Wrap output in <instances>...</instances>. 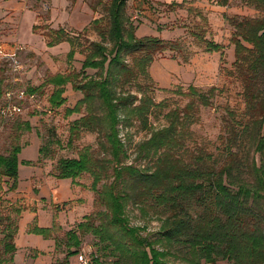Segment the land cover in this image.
<instances>
[{"label": "trees", "instance_id": "1", "mask_svg": "<svg viewBox=\"0 0 264 264\" xmlns=\"http://www.w3.org/2000/svg\"><path fill=\"white\" fill-rule=\"evenodd\" d=\"M141 1L144 8L158 2ZM128 2L101 0L104 12L91 22L97 39L79 40L82 34L61 27L45 33L48 46L70 43L69 58L79 46L85 54L80 70L48 78L54 85L49 102L53 108L63 105L71 82L83 97L67 113L85 110L73 121L72 137L82 130L95 133L100 147L61 156L52 174L77 184L87 174L97 204L105 208L69 229L65 243L57 239L56 246L65 244L68 253L55 264L68 263L86 232L99 237L98 253L88 264H264V0L242 1L259 16L230 17L235 57L230 73L242 86L241 100L225 104L215 138L199 135L196 125L202 109L214 105L216 86L178 88V99L154 96L153 63L169 53L187 63L194 50L181 39L139 36ZM184 2L161 3L174 8ZM195 10L206 22L201 9ZM203 24L191 30L193 43L208 52L221 50ZM14 126L20 132L32 129L20 118ZM53 142L40 146V159L54 156ZM22 147L16 136L8 152L0 153V176L12 181L10 191L18 184ZM17 207V221L9 215L0 221V264L14 262L22 211ZM135 209L158 221L157 231L144 235L146 225H132L129 212ZM53 229L35 224L28 231L50 238Z\"/></svg>", "mask_w": 264, "mask_h": 264}, {"label": "rangeland", "instance_id": "2", "mask_svg": "<svg viewBox=\"0 0 264 264\" xmlns=\"http://www.w3.org/2000/svg\"><path fill=\"white\" fill-rule=\"evenodd\" d=\"M155 1L158 2L146 4L147 7L144 8L141 0H129L128 12L138 26V35L181 39L190 50H194L187 63L173 58L172 53L153 63L150 71L156 81L155 99H178L180 95L175 90H186L189 85L203 88L216 86L214 105L202 109L201 123L196 125L199 135L215 138L219 133V117L225 104H235L241 100L242 86L230 73L235 59L234 44L231 43L234 26L230 17L237 13L249 16H259L261 13L250 7L245 11L243 0H228L226 5L220 0H185L181 6L174 8L162 4L163 1ZM100 2L101 0H0V44L7 48L18 46L17 58L22 66L13 71L11 60L0 61V153L8 152L16 136L20 137L23 144L19 153V180L16 188L10 191L12 181L0 176V221L7 215L17 221V206L22 210L15 236V264L63 262L68 248L63 243L56 246L57 239L65 243L69 229H77V225L87 215L105 209L97 204L96 193L90 187L91 177L87 174L77 178L81 185L73 183L69 178H57L52 174L56 161L61 156H77L78 151L87 146H92L95 151L100 150V147L95 133L82 130L78 137H72L73 121L85 110L67 113V108L74 107L83 97L81 91L73 89L71 82L65 86L63 95L66 102L63 105L53 108L49 102L54 85L48 82V78L57 73L70 74L80 70L85 54L80 52L79 46L74 57L69 58V42L48 46L45 36L50 28L61 27L71 35L82 34L79 40H83L84 36L97 39L91 22L104 12L103 3ZM196 8L201 9L206 22L197 15ZM203 21L207 38L222 44L224 47L221 50L208 52L193 43L191 30L197 22ZM87 72L92 74L94 71ZM31 88L37 89L30 92ZM21 90L35 93L36 98L20 100L17 96ZM8 93L13 94V101L23 106V114L3 116L1 110L7 102ZM17 117L28 120L32 129L20 132L14 126ZM47 140L55 141L50 147L54 156L40 159V146L47 144ZM255 159L259 164L258 154H255ZM19 190L22 192L19 193ZM18 194L22 196H17ZM129 215L132 225H146L147 229L142 234L157 231L159 222L143 217L138 209L131 210ZM100 222L98 217L96 223ZM35 224L53 227L52 236L45 238L29 232V226ZM80 237L82 243L78 251L69 257L67 264H81L78 260L80 254L91 262L92 256L98 253V236L86 232L81 233ZM219 264L226 262L221 261Z\"/></svg>", "mask_w": 264, "mask_h": 264}, {"label": "built area", "instance_id": "3", "mask_svg": "<svg viewBox=\"0 0 264 264\" xmlns=\"http://www.w3.org/2000/svg\"><path fill=\"white\" fill-rule=\"evenodd\" d=\"M19 47L14 46L11 48H7L0 44V61L1 60H11L12 61V68L14 67L13 71H17L21 69V64L19 62V58H17ZM29 93V94H28ZM7 102L4 104L1 113L5 117L20 115L23 114V106L15 101H13L14 97L13 94L8 93L7 95ZM20 100L28 98V100H34L36 98L35 93L27 92L26 90H21L19 95L17 96ZM78 260L81 264H88V259L83 255L80 254L78 256Z\"/></svg>", "mask_w": 264, "mask_h": 264}, {"label": "crops", "instance_id": "4", "mask_svg": "<svg viewBox=\"0 0 264 264\" xmlns=\"http://www.w3.org/2000/svg\"><path fill=\"white\" fill-rule=\"evenodd\" d=\"M159 1H163V2H173V1H175V2H182L183 0H159ZM248 8L247 7H245V11L247 10ZM22 191H20L19 190V193H21ZM17 196H22L21 194H18ZM40 226H42V225H40ZM42 227H44V226H42ZM46 227V226H45ZM17 242V241H16ZM16 255H17V253L15 254V256H14V262H13V264H15V258H16ZM17 264V263H16ZM45 264V263H44Z\"/></svg>", "mask_w": 264, "mask_h": 264}]
</instances>
